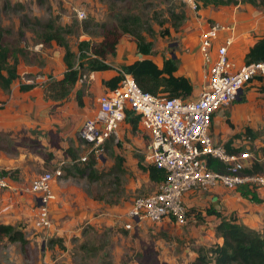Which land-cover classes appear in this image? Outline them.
<instances>
[{"label":"rangeland","instance_id":"obj_1","mask_svg":"<svg viewBox=\"0 0 264 264\" xmlns=\"http://www.w3.org/2000/svg\"><path fill=\"white\" fill-rule=\"evenodd\" d=\"M236 5L264 10V0L210 4L198 12L183 0H0V45L15 53L19 73L8 91L0 86V174L7 172L11 183L0 187V224L21 229L28 239L24 246L0 238V264H192L200 249L220 244L216 228L222 217L263 233L264 193L258 189H242L254 192V207L248 206L252 211L213 213L220 195L197 191L186 225L144 221L126 229L129 206L158 189L146 169L147 131L141 123L134 129L126 122L119 141L98 151L80 135L83 122L98 110L103 82L142 57L136 36L124 33V24L153 42L157 60L175 54L179 67L185 61L193 67L198 56L204 61L196 45L202 29L213 22L205 18L206 11ZM79 11L86 17L79 18ZM53 29L63 30L69 49L44 41ZM110 31L121 34L116 55L106 57L115 70L88 71L87 60L98 58L95 50ZM83 42L90 44L88 49H82ZM122 53L123 59L135 57L133 62H122ZM81 62L82 78L67 98L55 99L54 83L63 78L68 63L77 67ZM203 70H196L191 80L196 84L193 97L200 94ZM241 97L220 112L215 133L220 131V144L231 142L240 152H252L264 168V80L250 82ZM57 170L62 175L53 184V225L42 229L36 224L41 204L32 182Z\"/></svg>","mask_w":264,"mask_h":264},{"label":"built area","instance_id":"obj_2","mask_svg":"<svg viewBox=\"0 0 264 264\" xmlns=\"http://www.w3.org/2000/svg\"><path fill=\"white\" fill-rule=\"evenodd\" d=\"M183 1L195 12L202 6L198 0ZM78 15L81 19L86 17L82 11ZM235 27L234 23L213 21L205 28L199 41L204 70L197 97L153 94L143 90L133 74L121 70L118 86L105 89L96 114L83 122L81 137L97 151L103 150L108 142L119 141L132 111L140 117L139 123L150 139L145 152L148 166L166 172L165 179L156 183L158 189L153 194L139 197L129 206L126 229L132 230L144 221L186 225L190 213L187 197H193V192H214L223 186L229 190L248 188L264 193V172H248L259 160L255 163L250 151H230L226 144H220L217 138L220 131L215 133L220 112L239 99L246 85L264 78V62L238 64L230 55L235 37L224 33L232 32ZM211 159L223 163L225 169L212 168ZM61 175L62 171L57 170L32 182V190L41 204L36 224L42 229L53 225L50 204L57 199L53 184ZM6 186H11L10 178L0 174V187Z\"/></svg>","mask_w":264,"mask_h":264},{"label":"trees","instance_id":"obj_3","mask_svg":"<svg viewBox=\"0 0 264 264\" xmlns=\"http://www.w3.org/2000/svg\"><path fill=\"white\" fill-rule=\"evenodd\" d=\"M202 1V6L214 5H231L237 4L238 0H198ZM201 7V6H200ZM184 18V16H182ZM212 20V19H209ZM214 21V20H212ZM178 24H175L177 26ZM123 32L129 33L137 38L139 52L145 57L136 60L131 64H124L116 70L117 75L103 82L105 89H113L118 86L122 79L121 70L134 75L136 81L145 91L153 94H167L171 97L188 98L192 96L195 86L191 79L184 75H176L179 69V59L168 57L164 59V64L159 67L158 64L148 56L154 53L153 42L146 41L145 36L130 26L124 24ZM61 29H53L44 36L45 42L56 41L57 44L66 49L70 48ZM121 34L110 31L105 36L102 47L95 50L98 58L88 59V71H114L115 68L107 61L108 55H116V45ZM89 43L83 42L82 49L89 48ZM70 50H68L69 52ZM83 59L87 58L86 54H82ZM12 59V63H11ZM245 61L247 63L264 62V36H262L253 46L250 47L246 54ZM18 58L15 53L6 45H0V86L3 90L8 91L12 83L19 78ZM82 69H85V62H81L79 66L74 67L68 63V69L65 71L62 79L54 83V98L57 100L68 97L72 88L81 78ZM264 80V78H259ZM244 97H241V101ZM140 117L132 111L128 113L127 123L132 125L134 129L139 126ZM251 133V130H249ZM232 152H239V149L231 147V142L226 144ZM210 166L217 170H224L225 166L216 160H210ZM149 172L150 179L156 183L161 182L166 177L164 170L158 169L152 165L146 167ZM248 172L261 173L264 172L263 166L256 163L253 170ZM7 172H3L6 175ZM243 195L251 197L254 192L242 190ZM238 189V190H239ZM248 189V188H247ZM250 190V189H249ZM213 213H217L213 210ZM217 234L223 238L222 243L215 244L212 247L200 249L198 256L192 264H264V230L263 233L250 230L246 226L237 221L236 218H223L216 228ZM8 238L9 241L15 243L20 242L22 245L28 243L25 232L16 228L11 224H0V238Z\"/></svg>","mask_w":264,"mask_h":264},{"label":"crops","instance_id":"obj_4","mask_svg":"<svg viewBox=\"0 0 264 264\" xmlns=\"http://www.w3.org/2000/svg\"><path fill=\"white\" fill-rule=\"evenodd\" d=\"M227 7V6H224ZM223 8V7H222ZM206 19H212L214 21H220L223 24H233L236 26L235 29L232 32H226L224 35H233L232 37H235L233 45L230 47V55L232 58L237 62L238 64H241L245 62V57L247 52L249 51L250 47L253 46L262 36H264V10H259L253 6L245 5V6H235L233 9H229L226 11H206ZM206 22V21H205ZM205 25V24H204ZM205 28L202 29L204 31ZM198 36V35H197ZM200 36V35H199ZM229 37V36H227ZM197 50L200 52L199 49V43L196 45ZM201 54V53H200ZM142 55V54H141ZM124 54L122 53L120 55V60H123L122 62L131 63L133 62L131 56H128L126 59H123ZM145 56L142 55V57L135 58L136 60L142 59ZM151 59H155L154 61L158 64L159 67H162L164 64V59L162 58L160 60H157V57H154L152 55L148 56ZM159 59V58H158ZM134 60V61H136ZM183 61V60H182ZM194 61L193 67L191 66L189 62L182 63L176 72V75H184L187 77H191L190 79L193 81V77L196 74V70H200V68H203L201 57L198 56ZM200 62L201 67H198V63ZM107 73V72H106ZM113 75L109 76L111 78ZM197 81V80H195ZM194 86L196 87V84L194 82ZM214 192L217 195H220V198L218 199L219 202H213V208L216 210L218 214L223 215V211L227 210L232 212L236 208H248V206L254 207L252 200L250 197L245 196L242 194V192L237 190H229L223 186H218ZM220 193V194H219ZM188 203H192L193 200L196 202V199L193 197H187ZM247 211H250L251 209H246ZM252 211V210H251ZM264 212V209H263ZM242 214H239L240 216H243ZM217 215V214H216ZM224 216V215H223ZM215 217V216H214ZM221 219V218H220ZM220 223V220H219ZM223 238L220 237V243H222Z\"/></svg>","mask_w":264,"mask_h":264},{"label":"water","instance_id":"obj_5","mask_svg":"<svg viewBox=\"0 0 264 264\" xmlns=\"http://www.w3.org/2000/svg\"><path fill=\"white\" fill-rule=\"evenodd\" d=\"M173 58H176V55L175 54H173ZM240 92H242V90Z\"/></svg>","mask_w":264,"mask_h":264},{"label":"clouds","instance_id":"obj_6","mask_svg":"<svg viewBox=\"0 0 264 264\" xmlns=\"http://www.w3.org/2000/svg\"><path fill=\"white\" fill-rule=\"evenodd\" d=\"M241 97V96H240Z\"/></svg>","mask_w":264,"mask_h":264}]
</instances>
